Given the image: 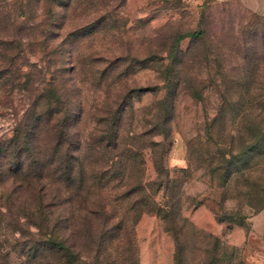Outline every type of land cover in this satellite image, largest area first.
Wrapping results in <instances>:
<instances>
[{
	"label": "rangeland",
	"instance_id": "obj_1",
	"mask_svg": "<svg viewBox=\"0 0 264 264\" xmlns=\"http://www.w3.org/2000/svg\"><path fill=\"white\" fill-rule=\"evenodd\" d=\"M96 2L95 10L70 12L67 21L61 11L55 21L42 15L36 2L32 13L18 15V20L14 13L22 8L13 0H0L1 20L11 22L12 15L16 25L27 21L26 30L17 33L24 45L12 52L0 50V72L5 71L0 148L35 103L49 100L56 110L66 108L77 145L90 139L105 112L118 111L121 130L136 138L144 156L148 187H159H151L159 176L151 141L171 173L170 182L162 179L155 200L175 213L176 225H165L156 214H144L140 221L161 223L173 244L174 264H244L248 252H264V17L249 11L242 0ZM84 19L98 21L100 27L93 34L68 36ZM8 24L2 22L5 29ZM200 30L204 37L195 43L191 38L180 41ZM193 44L192 58L181 63L171 58ZM166 78L183 85L173 97L167 135L151 138L154 103L166 95ZM189 80L196 97L186 88ZM13 172L0 161V264H56L53 255L38 249L43 232L28 219L40 202L45 211L54 212V231L78 254L77 264H94L95 246L86 242L78 217L72 219L78 205L60 201L56 186L47 181L36 192L29 190L10 178ZM72 190H62V198ZM121 190L118 184L107 188L109 212L122 215L129 209L119 201ZM139 222L134 232L129 229L135 239L134 264L143 263V243L148 241L139 237ZM116 234L109 235L114 248ZM126 241L118 252L106 247L103 264H132Z\"/></svg>",
	"mask_w": 264,
	"mask_h": 264
},
{
	"label": "trees",
	"instance_id": "obj_2",
	"mask_svg": "<svg viewBox=\"0 0 264 264\" xmlns=\"http://www.w3.org/2000/svg\"><path fill=\"white\" fill-rule=\"evenodd\" d=\"M13 1L14 6L22 8V12L19 14L14 13V17L18 20V15L22 17L28 11L32 13L33 6L31 5L36 2L42 6V15L54 17L55 21H58L56 20L57 14L61 11L67 13L65 17V21H67L70 12L95 10L97 3L96 0ZM108 7L113 9L111 5ZM10 17L11 22L10 18L0 19V33L2 34H0V50L4 52L18 50L24 45L23 39L17 33L22 28L26 30L27 21H24L23 24L21 22L20 26L16 25L12 15ZM5 20L10 23L6 29L5 26H2V22ZM60 20L64 21V18ZM61 21L52 22V25L58 26ZM98 25V21L84 19L72 27L68 36L86 31L93 34L100 27ZM3 33L5 34L3 35ZM203 37L204 32L200 30L193 34L181 36L180 41L191 38L195 43ZM195 46L193 44L187 53L177 50L171 58L177 63L192 58ZM10 61L13 62V59ZM4 73L5 71L0 72V83L3 82L4 76L2 75ZM166 79L163 86L166 89V95L154 103V123L149 130L151 138L156 135H167V125L175 109V98L173 97L183 85L178 80ZM185 84L191 94L196 97L197 92L192 81L189 80ZM58 103L61 102H56V105L59 106ZM63 109V111L56 110L53 102L49 100L46 104L40 103L38 106L36 103L32 104L13 130V136L6 140L5 145L1 146V165L7 167L9 172L14 171V176H10V178L14 177L23 185L27 184L29 190L36 192L37 188H40L39 185L47 181L51 186H56L57 192L60 194L57 195V198L60 201L63 199L67 204L75 202L78 205V208L72 212V217H78L77 221L82 225L81 231H83L82 235H84L86 242L95 246V251H92L94 264L105 262L101 260V255L106 247L110 251L118 252L123 240H127L128 253H130L127 261L134 264L135 252L132 251L135 239L134 234H131L129 229L134 232L135 226L144 214L158 215L167 226L177 223L175 213L168 211L167 207L163 208L155 200L156 193L161 191L159 187L160 189L163 187L162 179L166 178L167 181H171V173L163 162V155H158L156 150L158 145L151 141L149 147L152 149L153 155L158 158L155 164L157 173H159L158 179L151 184V187L152 185L159 186L158 190L157 188L154 190V188H149L145 182V159L141 149L137 146V140L133 136L131 137L129 133L125 134L121 130L122 117L118 111L105 112L103 116L97 119L96 127L90 139L81 143V140H78L77 145V135H73L70 131L71 114L69 111L67 112L66 108ZM248 130L251 134H255L252 128ZM255 131L257 130L255 129ZM262 137L264 140V134ZM4 161H13V165L11 166L8 162L4 164ZM161 169L164 171L163 174L158 172L162 171ZM114 184H118L122 189V193L118 196L119 201L122 199L123 204L127 203L129 206V209L122 215L117 211L109 212L108 209V206L112 205V201L105 196V193L107 188ZM71 189L73 190L68 194V197L62 198L61 191L68 192ZM69 195L71 196L69 197ZM71 197L73 201L70 200ZM37 207L38 209L32 212V217L28 216V219L37 226L39 232H43L39 235L38 245L36 244L38 249L42 248L53 255L56 264H77L78 254L74 253L63 236L54 231L56 227L53 223L56 221L54 212L45 211L41 202ZM72 219L76 220L74 217ZM115 232L117 234L114 238L117 239L118 246L114 248V244H110L109 235ZM123 232H125L124 236H122ZM126 232L129 234L126 235ZM122 261L126 262L124 258Z\"/></svg>",
	"mask_w": 264,
	"mask_h": 264
},
{
	"label": "crops",
	"instance_id": "obj_3",
	"mask_svg": "<svg viewBox=\"0 0 264 264\" xmlns=\"http://www.w3.org/2000/svg\"><path fill=\"white\" fill-rule=\"evenodd\" d=\"M242 2L249 11L264 17V0H242ZM138 233L143 241L148 239L143 243L142 264H174L173 244L159 221L153 219L142 222L141 220L138 224ZM244 264H264V252L259 250L248 252Z\"/></svg>",
	"mask_w": 264,
	"mask_h": 264
}]
</instances>
